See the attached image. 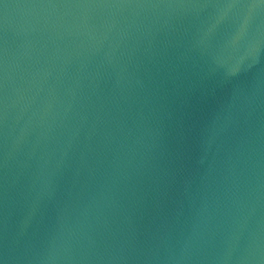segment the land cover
Listing matches in <instances>:
<instances>
[{
  "label": "water",
  "instance_id": "obj_1",
  "mask_svg": "<svg viewBox=\"0 0 264 264\" xmlns=\"http://www.w3.org/2000/svg\"><path fill=\"white\" fill-rule=\"evenodd\" d=\"M0 264H264V0H0Z\"/></svg>",
  "mask_w": 264,
  "mask_h": 264
}]
</instances>
